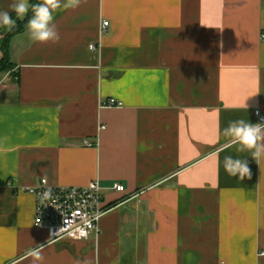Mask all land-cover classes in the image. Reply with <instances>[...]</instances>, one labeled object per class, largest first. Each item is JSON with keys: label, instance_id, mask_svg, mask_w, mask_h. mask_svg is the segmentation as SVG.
Here are the masks:
<instances>
[{"label": "crops", "instance_id": "0c3cea01", "mask_svg": "<svg viewBox=\"0 0 264 264\" xmlns=\"http://www.w3.org/2000/svg\"><path fill=\"white\" fill-rule=\"evenodd\" d=\"M54 23L58 43L12 39L0 83V264H264V159L222 134L264 116V0H82ZM41 179L98 180L100 234L35 227Z\"/></svg>", "mask_w": 264, "mask_h": 264}, {"label": "clouds", "instance_id": "9594fccd", "mask_svg": "<svg viewBox=\"0 0 264 264\" xmlns=\"http://www.w3.org/2000/svg\"><path fill=\"white\" fill-rule=\"evenodd\" d=\"M81 2L82 0H40L38 3H30V0H13L9 5L10 11H0V26L6 27L10 32L16 27V20L10 15V12H14L16 17L21 20L25 19L31 12V16L27 19L29 38L33 42L42 44L58 43L60 35L54 23V13L75 9L80 6ZM222 134L224 137L230 138L231 144L238 146L237 151L250 152L252 159L256 162L264 159V123H251L244 119H238L229 122ZM224 168L229 175L238 177L240 180L251 176L247 160L226 156ZM38 199L41 205H48L45 202L53 199V188L46 186ZM80 236L87 238V232L81 231ZM45 246L36 245V247L29 249L25 255L36 261L42 260V251Z\"/></svg>", "mask_w": 264, "mask_h": 264}, {"label": "built area", "instance_id": "2783aa9c", "mask_svg": "<svg viewBox=\"0 0 264 264\" xmlns=\"http://www.w3.org/2000/svg\"><path fill=\"white\" fill-rule=\"evenodd\" d=\"M105 22L103 28L108 27ZM264 41V35L262 36ZM92 51L97 46H91ZM122 103L111 99L103 104L105 107L119 108ZM260 123H264V116L257 112ZM93 146L91 143H86ZM46 186L53 188V199L46 201L48 205H41L39 195ZM115 191L123 192L121 185L114 187ZM24 193L30 194L35 199V227L48 232L52 242L57 241H85L93 233L100 234L101 220L112 210L105 204L103 190L98 180L85 187H58L48 184L46 179H41L35 187L28 188ZM81 231L87 232V238L80 236ZM264 256V253L261 254Z\"/></svg>", "mask_w": 264, "mask_h": 264}, {"label": "rangeland", "instance_id": "374dc122", "mask_svg": "<svg viewBox=\"0 0 264 264\" xmlns=\"http://www.w3.org/2000/svg\"><path fill=\"white\" fill-rule=\"evenodd\" d=\"M26 20V17L25 19L21 20L19 18L16 19V25L19 21H25ZM17 30V29H16ZM15 28L12 29V31H8L6 27H4V29H2V31L0 32V83L3 82V78H7V79H12V81H15V74H14V69L11 68L10 70H8L9 67L12 66V63H11V49H12V39L15 37H13L10 42H9V46L7 48L8 52H9V60H7V56H6V49H4V42L8 39V37L10 36V34L12 32H15L16 31ZM7 68V72H4V69ZM2 88V87H1ZM0 88V89H1Z\"/></svg>", "mask_w": 264, "mask_h": 264}, {"label": "trees", "instance_id": "16d2710c", "mask_svg": "<svg viewBox=\"0 0 264 264\" xmlns=\"http://www.w3.org/2000/svg\"><path fill=\"white\" fill-rule=\"evenodd\" d=\"M38 2H40V0H31V2L30 3H38ZM11 16L13 17V19L14 20H16L18 17H16V15H15V13L13 12L12 14H11ZM31 16V12H29V14H28V16L26 17V20L25 21H19L18 23H17V25H16V27H15V32H12L11 34H10V36L8 37V39L4 42V49H6V56H7V60H9L10 58H9V52H8V50H7V48H8V46H9V42H10V40L14 37V36H17V35H19V34H22L23 32H25L26 30H27V19L29 18ZM2 29H4V27L3 26H0V32L2 31ZM10 61V60H9ZM11 68H13V64H12V66L11 67H9L8 68V70H10ZM7 70V68L6 69H4V72H7L8 71ZM17 76H15V78H16Z\"/></svg>", "mask_w": 264, "mask_h": 264}]
</instances>
